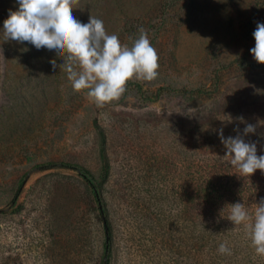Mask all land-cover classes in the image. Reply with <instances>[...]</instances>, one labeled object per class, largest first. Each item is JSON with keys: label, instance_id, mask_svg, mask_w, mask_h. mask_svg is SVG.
I'll return each mask as SVG.
<instances>
[{"label": "rangeland", "instance_id": "obj_1", "mask_svg": "<svg viewBox=\"0 0 264 264\" xmlns=\"http://www.w3.org/2000/svg\"><path fill=\"white\" fill-rule=\"evenodd\" d=\"M78 7L77 20L101 19L129 47L143 27L159 75L129 82L119 101L98 108L73 90L55 50L5 38L19 5L0 0V264H206L195 253L198 163L232 167L219 130L235 137L246 123L256 133L245 141L264 155V65L250 51L264 0ZM231 253L229 264H264L253 246Z\"/></svg>", "mask_w": 264, "mask_h": 264}, {"label": "clouds", "instance_id": "obj_2", "mask_svg": "<svg viewBox=\"0 0 264 264\" xmlns=\"http://www.w3.org/2000/svg\"><path fill=\"white\" fill-rule=\"evenodd\" d=\"M17 3L18 10L10 9L9 18L4 21L5 38L20 44L28 42L37 50H55L63 60L60 72L67 73L73 90L84 92L98 108L119 101L129 82H151L158 78L159 56L143 27L129 47L121 43L117 34H109L101 19L91 15L87 24L77 20L73 9L79 8V0H17ZM253 37L255 47L250 49L251 54L257 63L264 65V23L256 24ZM50 63L55 70L56 60ZM238 119L243 122V117ZM236 131L235 137L225 138L223 128L219 130L226 150L221 159L243 176L251 177L257 170L264 172V155H257L256 142H246L244 138L256 133V125L246 123L243 134L239 129ZM225 208L229 209L227 219L235 226L244 225L255 253L264 256V199L255 203L254 214L239 202ZM218 252L232 254L226 243L219 245Z\"/></svg>", "mask_w": 264, "mask_h": 264}, {"label": "trees", "instance_id": "obj_3", "mask_svg": "<svg viewBox=\"0 0 264 264\" xmlns=\"http://www.w3.org/2000/svg\"><path fill=\"white\" fill-rule=\"evenodd\" d=\"M238 64L245 66L241 61H238ZM101 154L103 173L106 177L109 165L104 147ZM213 161L202 160L198 163L202 167H199L201 169L196 173L195 183L191 188L196 217V261L206 264H229L231 257L218 252L221 243H226L230 249L237 252L252 245L250 238H243L248 235V230L244 225L235 226L229 221V209L225 207L239 202L244 204L250 214H254L255 203L258 204L264 199V172L257 170L251 177L243 176L234 167L224 169L219 165L220 160ZM59 164L80 168L70 163H51L48 166ZM107 229L109 231L108 226ZM104 264H108V259H104Z\"/></svg>", "mask_w": 264, "mask_h": 264}]
</instances>
